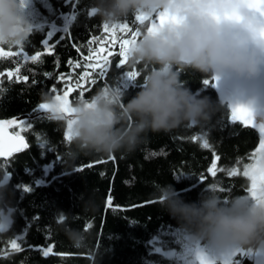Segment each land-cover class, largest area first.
Instances as JSON below:
<instances>
[{"label":"trees","instance_id":"obj_1","mask_svg":"<svg viewBox=\"0 0 264 264\" xmlns=\"http://www.w3.org/2000/svg\"><path fill=\"white\" fill-rule=\"evenodd\" d=\"M23 1L28 4L24 13L30 35L23 49L5 48L19 55L0 57V118L42 113L11 127L25 137L28 147L0 159V182L7 184L13 206L9 229L0 232V264H92L88 250L70 245L61 228L65 223L90 233L89 249L103 253L100 264H176L156 248L171 247L174 232L180 230L177 221L160 209L153 196L156 186L171 184L185 202L198 201L205 186L213 183L225 196L247 194L250 181L243 175V165L251 163L259 129L232 121L225 94L217 86L203 84L201 74L189 70L181 75L185 86L222 105L209 127L149 133L147 141L130 154L82 155L66 163L62 157L66 129L49 121L38 105L42 93L55 95L68 87L74 90L70 100L80 98L75 81L85 71V63L98 61L95 56L107 33L100 18L89 14L90 0ZM123 23L132 29L142 27L134 16ZM93 37L103 40L89 44ZM45 41L54 47L46 48ZM90 49L96 51L90 54ZM37 52V61L24 59ZM112 53L105 75L91 77L97 83L87 85L84 98L113 83L125 91V102L140 90L149 66L126 62L117 67L119 50L113 48ZM132 70L140 73L134 82L124 79V73ZM199 138H206L209 148H203ZM216 156L220 157L217 169L223 171L213 177L207 169ZM232 168L237 175L227 174ZM25 186L31 191L24 192ZM13 239L20 245L18 250L11 246ZM240 262L251 264V259L236 264Z\"/></svg>","mask_w":264,"mask_h":264},{"label":"clouds","instance_id":"obj_2","mask_svg":"<svg viewBox=\"0 0 264 264\" xmlns=\"http://www.w3.org/2000/svg\"><path fill=\"white\" fill-rule=\"evenodd\" d=\"M93 15L109 27L137 14L155 19L176 17L140 35L126 50L129 66L146 65L140 90L127 102L118 83L101 87L88 98L71 100L68 114L55 95L42 93L49 121L67 130L66 163L80 156L134 152L149 133L179 127L210 126L222 105L186 87L181 75L191 70L202 78H218L231 89L234 105L264 112V18L245 0H90ZM22 0H0V47L18 48L29 39L30 24ZM10 190L0 182V232L9 229L13 206ZM153 196L160 209L174 218L188 250L190 264L201 257L219 261L243 249L264 260V198L248 194L225 196L215 183L205 186L198 201L185 202L171 184L157 185ZM89 208V202H84ZM67 215V214H65ZM70 245L89 251L92 264L103 253L89 249L90 233L61 226Z\"/></svg>","mask_w":264,"mask_h":264},{"label":"snow or ice","instance_id":"obj_3","mask_svg":"<svg viewBox=\"0 0 264 264\" xmlns=\"http://www.w3.org/2000/svg\"><path fill=\"white\" fill-rule=\"evenodd\" d=\"M245 2L254 9L260 17L264 18V0H245ZM90 15H93V11L89 13ZM135 22H138L139 25L143 26L145 23L149 25L148 31L152 32L154 31L158 26H162L165 23H174L176 22V17L175 16H170L168 13H160L156 16L155 19L151 18H145L142 15H135L134 16ZM104 29L107 31L109 29V26L107 24L103 25ZM111 29L115 31L116 29H120V31L125 32V33H130L131 38L130 39H123L120 44H119V64L117 67L123 66L127 62V57H126V50L128 46L135 42V40L139 37L140 33V27H136L135 30H133L128 23H122L120 25H113L111 26ZM262 35H264V32H262ZM61 39H64V37H61ZM97 40H103L102 37H93L90 41L89 44H93L97 42ZM44 46L48 49H51L54 47V45H50L49 41L43 42ZM74 47H77L75 44L73 45ZM23 49V46L20 47ZM77 51H80L79 47H77ZM96 51L95 49H90V54L91 52ZM105 51L104 48L100 49V52ZM19 52H13V51H5V48L0 47V57H8V56H17L19 55ZM97 55H99V52H97ZM113 53L109 51L106 56L103 57L102 60H98L96 63H85L83 67L85 68V71L79 76V79L75 81V85L77 89H80L79 96L81 99L84 98L85 92L88 90L87 85H95L97 83L96 79H92L91 77L93 75L96 76H104L107 68L106 65L109 63V57L112 56ZM40 57V53L37 52L35 55L32 56H24L25 60L30 59L31 61H37L38 58ZM85 61H88V57H84ZM71 64L72 62L69 61ZM81 65L77 63L75 67H80ZM89 69L91 71H89ZM0 75H3L0 73ZM140 73L136 70L132 71H127L124 73V79L128 81H136ZM8 76L11 77L12 73L9 72ZM24 79H27V77H24ZM217 79L218 78H211L203 80V84L205 85H210L212 87H216L217 85ZM85 82L82 84L81 82ZM54 93L57 92L55 88L52 89ZM74 90L70 87L66 88L63 91V94H55V98L58 101H62L60 107L61 109L68 114L69 110V105L71 103V100L69 98L70 93L73 92ZM50 105H47L45 103H40L38 105V109L47 112L50 109ZM230 112H231V120L236 122L239 121L244 125H250L253 128L259 129L260 133V140H259V146L255 149V151L251 154V163H245L243 165V175L248 178L250 181V185L247 188V194L249 195L250 198L253 200H257L258 198H264V123L261 124H256L253 116V112L250 108L236 104V105H230ZM24 122L21 121L20 124H23ZM16 124V121L14 120H3L0 121V157H7L13 152H19L23 148H27L28 145L25 143L24 137L21 136L18 132L14 134H7L5 129L7 126ZM28 127H31V125H28ZM63 139L65 141L70 140V136L68 131L66 130L63 134ZM198 139V137L194 136L193 140ZM201 139V146L203 148H209V143L206 138H199ZM220 159L219 156H216L213 161L211 167L207 169L208 173H210L213 177L217 175V171H223V169H217V161ZM229 176H234L237 175V169L232 168L228 171L227 173ZM201 181L203 182V177H201ZM223 191V189H219ZM24 192L31 191L30 188L27 186L23 187ZM109 200L111 198L109 197ZM63 220V217L60 218ZM11 246L13 249L18 250L20 248V245L17 243V240L13 239L11 241ZM159 251V249H157ZM49 252H51V248L47 249L45 251V255H47ZM241 255H251L250 252H245L243 249H237L233 251L227 258L220 259L219 261L221 264H233L232 257L236 256L237 254ZM200 264H217V261L215 260H206L203 257H201ZM241 264V262H240Z\"/></svg>","mask_w":264,"mask_h":264},{"label":"rangeland","instance_id":"obj_4","mask_svg":"<svg viewBox=\"0 0 264 264\" xmlns=\"http://www.w3.org/2000/svg\"><path fill=\"white\" fill-rule=\"evenodd\" d=\"M28 3L29 4H32L33 3V0H28ZM26 1H23V5H24V9L25 7L28 5H26ZM23 9V10H24ZM135 30V29H133ZM119 31V32H118ZM121 33V35L119 36L118 34ZM106 36H105V39L103 40L102 42V47L101 48H104L106 49L107 48V51H103V52H99V55H96L95 58L97 60H102L104 56L107 55V53L109 51L112 52V49L115 48L116 50H120L119 49V44L120 42L123 40V39H130L131 36H130V33H125V32H122L120 31V29H116L115 31H113L111 29V27H109V29L106 31ZM118 35L119 39L116 40L115 37ZM110 46V48H109ZM102 54V55H100ZM226 98L228 96H230V93L228 90H221ZM59 94H63V92L59 93ZM14 126V125H13ZM259 146V145H258ZM252 162V161H251ZM174 239L172 240L171 243H173V245L171 247H168L166 249H162V246H157L156 248L159 249L164 255H166L168 258H172L174 259L175 263L176 264H190V262L188 261L187 257H188V250L185 249L184 247V244H183V237L181 235V230L179 231H176L174 232ZM158 243H161L160 241H157ZM166 243L167 241H163V243ZM155 244V243H154ZM239 254V253H238ZM252 257V255H250ZM236 258V256L232 257V260H234ZM253 258V257H252ZM262 261L261 259L259 258H256L254 259L253 258V262L256 263V262H260ZM217 264H221L220 261L217 262Z\"/></svg>","mask_w":264,"mask_h":264},{"label":"water","instance_id":"obj_5","mask_svg":"<svg viewBox=\"0 0 264 264\" xmlns=\"http://www.w3.org/2000/svg\"><path fill=\"white\" fill-rule=\"evenodd\" d=\"M216 86L220 90L225 89V90H228L229 91L230 96H228L226 99H227L228 108H229V111H230V105H234V101H233V98H232V95H231V89H230V87L228 86L227 83H221V82H217V85ZM41 113H36V114H33V115L22 114V115L8 117V118H0V121H3V120H14V121H16V124H13V125H18L21 121H25V120H28V119H33V118L37 117L39 114H41ZM254 120H255L256 124L264 123V112H256L255 115H254ZM13 125H10V126H7L6 127L5 131H6L7 134H14L10 130ZM24 140H25V143L27 144V141H26L25 137H24ZM13 153H15V152H13ZM12 154H10V155H12ZM9 156H7V157H0V159H7Z\"/></svg>","mask_w":264,"mask_h":264},{"label":"flooded vegetation","instance_id":"obj_6","mask_svg":"<svg viewBox=\"0 0 264 264\" xmlns=\"http://www.w3.org/2000/svg\"><path fill=\"white\" fill-rule=\"evenodd\" d=\"M245 252H247V251L245 250ZM240 259H244V260L245 259H251V264H264V260L254 263L253 258L250 255H241V254L236 255V258L234 260H232L233 264H236V262L240 261Z\"/></svg>","mask_w":264,"mask_h":264}]
</instances>
